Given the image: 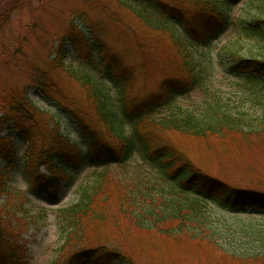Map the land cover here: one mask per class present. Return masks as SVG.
<instances>
[{
    "label": "trees",
    "instance_id": "1",
    "mask_svg": "<svg viewBox=\"0 0 264 264\" xmlns=\"http://www.w3.org/2000/svg\"><path fill=\"white\" fill-rule=\"evenodd\" d=\"M237 1L116 0L119 8L133 13L151 34L167 38L174 52L172 61L167 63L174 76L163 78L155 91L143 95L132 91L137 69L111 50L100 39L101 35L92 40L91 34L73 21L65 25L50 47L46 66L33 59L26 61L18 56L19 49L6 47V59L12 61L14 70L22 68L20 62L26 66L19 71L23 70L29 83L24 89L0 93V160L5 164L0 168V198L16 165L12 135H2L3 131L10 130V125L26 143L24 173L31 193L54 199L61 182L70 178V171L83 160L106 166L125 163L132 156L151 163L155 176L174 186L175 194L169 199L168 209L162 211L155 207L153 193L144 179L139 182L113 179L108 171L97 172L93 183L80 192L76 202L57 210L64 237L60 264H139L137 254L136 257L129 255L128 248L119 244L121 225L126 224L128 230L160 231L157 228L161 222L168 223L164 233L160 231L167 250L170 240L201 239L204 234L226 259L242 264H264V226L253 234L248 249L238 252L227 248L214 237L209 209L204 202L207 199L224 209L264 214V185L236 186L213 177L198 167L178 143L181 138L198 140L230 134L246 137L245 115L232 112L226 103L215 98L214 104H208L202 114L178 110L159 118L154 115L179 95L200 85L202 76L192 44L206 43L228 26L225 7ZM256 2V14L240 30L264 48V0ZM30 3L31 0H0V34L1 24L8 23L15 10ZM103 26L107 28L108 24ZM134 40L142 50V45ZM69 44L74 47L80 68L65 64ZM230 57V68L237 75L250 80L264 79L263 55L246 57L233 49ZM59 71L74 80L85 96L88 111L71 107L55 97L60 90L54 73ZM94 73L115 85V101ZM30 87L40 90L69 113L79 133L89 139L84 148L71 140L59 123L43 118L42 109L28 97ZM6 208L0 205V264H20L22 257L12 239L11 219L2 214Z\"/></svg>",
    "mask_w": 264,
    "mask_h": 264
},
{
    "label": "rangeland",
    "instance_id": "2",
    "mask_svg": "<svg viewBox=\"0 0 264 264\" xmlns=\"http://www.w3.org/2000/svg\"><path fill=\"white\" fill-rule=\"evenodd\" d=\"M256 3V0H238L225 7L228 26L219 30L206 43H194L191 47L202 76L200 85L185 95H179L169 106L158 109L154 114L156 118L178 110L202 114L209 107L208 104H214L215 99L226 103L232 112L243 113L246 137L230 134L198 140L181 138L178 143L194 163L211 176L231 185L245 187L264 185V79L255 77L250 80L247 76L237 75L230 68V54L234 49L241 56H264L262 44L247 38L240 30L256 14ZM72 21L83 26L84 31L91 34L92 40L94 36L101 35L104 39H100L106 41L111 50L137 69L133 93L143 95L153 92L159 81L174 76L171 66L167 64L174 55L167 38L151 34L133 13L119 8L116 0H31L23 9L14 11L8 23L1 24L0 93L3 90L11 92L24 89L29 83L23 70L19 71L26 66L20 62L22 68L16 67L14 70L12 61L6 59V47L19 49L18 56L26 61L33 59L35 63L46 66L50 47L54 46L65 25ZM105 23L108 24L107 28L103 26ZM135 38L142 45V50L136 47ZM67 50L69 58L65 64L69 68H80L73 45L69 44ZM94 74L115 101V85ZM54 76L60 90L55 97L71 107L88 111L85 96L74 80L63 71L55 72ZM28 97L42 109L45 120L53 119L71 140L82 148L86 146L89 139L79 133L64 108H60L52 98L46 97L36 88L30 87ZM3 132L2 135H12L17 157L6 184V192L0 198V205L7 207L2 214L6 219H11V229L14 230L12 239L19 246L22 257L20 264H60L64 237L57 210L76 202L80 192L93 183L97 172L108 171L113 179L134 182L144 179L153 193L158 210H167L169 199L175 194L173 183L156 177V170L151 163L132 156L125 163L106 166H95L87 159L83 160L70 171V178L60 186L58 196L49 200L45 195L29 191L24 173L26 143L20 133L12 125L10 130ZM4 166L0 160V168ZM204 202L209 209L214 237L227 248H234L238 252L248 249L253 234L264 226V214L251 210L224 209L207 199ZM158 226L157 229L163 232L168 223L161 222ZM121 229L119 244L128 248L129 255L136 257L137 254L139 264H242L222 256L204 234L201 239L170 240V249L167 250L162 244L163 234L158 230H128L126 224H122Z\"/></svg>",
    "mask_w": 264,
    "mask_h": 264
}]
</instances>
